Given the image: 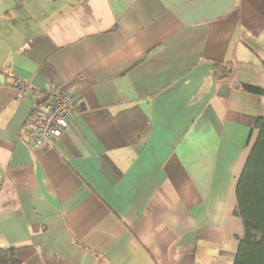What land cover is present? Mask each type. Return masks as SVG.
I'll use <instances>...</instances> for the list:
<instances>
[{"label": "crops", "instance_id": "crops-1", "mask_svg": "<svg viewBox=\"0 0 264 264\" xmlns=\"http://www.w3.org/2000/svg\"><path fill=\"white\" fill-rule=\"evenodd\" d=\"M215 63L233 64L225 79ZM264 0H0V247L21 264H234L264 117ZM76 112L31 148L33 103Z\"/></svg>", "mask_w": 264, "mask_h": 264}, {"label": "trees", "instance_id": "trees-1", "mask_svg": "<svg viewBox=\"0 0 264 264\" xmlns=\"http://www.w3.org/2000/svg\"><path fill=\"white\" fill-rule=\"evenodd\" d=\"M264 66V64H262ZM233 64L215 63L212 75L220 81L231 74ZM248 93L264 95V90L243 85ZM257 137L240 173L235 190L233 215L241 222L242 233L234 264H264V117L256 122ZM0 264H21L16 248L0 247Z\"/></svg>", "mask_w": 264, "mask_h": 264}, {"label": "built area", "instance_id": "built-area-1", "mask_svg": "<svg viewBox=\"0 0 264 264\" xmlns=\"http://www.w3.org/2000/svg\"><path fill=\"white\" fill-rule=\"evenodd\" d=\"M13 88L33 103V111L25 121V128L30 130V147H52L54 141L67 130L76 112L70 96L58 84L34 89L27 83L14 81Z\"/></svg>", "mask_w": 264, "mask_h": 264}]
</instances>
